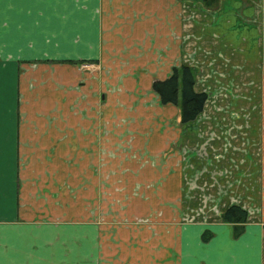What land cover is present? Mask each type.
Segmentation results:
<instances>
[{
    "label": "crops",
    "instance_id": "1",
    "mask_svg": "<svg viewBox=\"0 0 264 264\" xmlns=\"http://www.w3.org/2000/svg\"><path fill=\"white\" fill-rule=\"evenodd\" d=\"M182 64L209 94L188 123L152 89ZM4 103L0 264H264V0H0ZM101 183L151 200L104 219ZM233 203L239 237L221 217ZM150 214L153 238L107 227Z\"/></svg>",
    "mask_w": 264,
    "mask_h": 264
},
{
    "label": "trees",
    "instance_id": "2",
    "mask_svg": "<svg viewBox=\"0 0 264 264\" xmlns=\"http://www.w3.org/2000/svg\"><path fill=\"white\" fill-rule=\"evenodd\" d=\"M200 2L208 10H217L220 0H191ZM199 67L185 65L173 67L171 74L165 79H155L152 84L153 91L159 96L163 105L172 103L180 108L181 122L188 123L195 120L204 109L209 97L206 91L195 90ZM249 212L239 204L233 203L221 213L222 220L231 223L234 236L239 237L245 230ZM213 233L206 230L202 239L208 241Z\"/></svg>",
    "mask_w": 264,
    "mask_h": 264
},
{
    "label": "rangeland",
    "instance_id": "3",
    "mask_svg": "<svg viewBox=\"0 0 264 264\" xmlns=\"http://www.w3.org/2000/svg\"><path fill=\"white\" fill-rule=\"evenodd\" d=\"M77 62H79V61H77ZM81 64L83 66H85L84 68L86 70V69H90V68H86V66H88V65L92 66L93 63H91V65H90V64L85 63V61H81V62H79V65H81ZM7 106H8L7 104H5L3 106H0V140L2 138L1 136L4 133L7 132V131L2 130L4 124L8 125L9 121L11 120V117H10V114H9L10 111L7 108ZM114 123L116 124V128H119L120 125L122 126L123 124H126L121 119H119L118 121H116ZM101 126H102L103 129H107L108 128L107 122L106 123L103 122L101 124ZM109 129H113L112 126H109ZM115 142L119 143V144L116 145V147H118V146L123 144V142H120L118 137L116 138ZM4 145H6V144H4ZM123 145H125V144H123ZM3 149L5 150V152H3L2 155H4L3 156L4 158L8 159V157L11 156V154L9 153V149L6 148L5 146H4ZM0 151H2L1 142H0ZM106 157H107V154H102L101 155V160L102 159L106 160ZM115 161L118 164V162H119L118 158ZM116 169L117 170L112 172V174L114 173L115 176L119 177V179L122 180V178H123L122 176L124 175V173L126 171H124L118 165H117ZM133 173H136V171L134 170ZM106 175H105V178H106ZM101 179H103L102 176H101ZM87 187L89 188L90 191L93 188V187H90V186H87ZM94 188H95V186H94ZM122 188H125V187H123V185L115 186V184H112V186H108L107 187L106 185H104V183L103 184L101 183L100 186H97V191L99 190V192H98L99 193V200L97 199L98 200V205L96 203L95 204L99 208L98 209L99 213L104 215V216H101L104 219L106 218L108 213H125V208L127 209V207H128L127 204H129L128 201H130V203L133 204V205L135 204V206L137 205L136 208H138V204L145 203V201H147V200H148L147 201V204H148V202H150V200H151V198L148 197L145 194V192H144L146 187H143L142 185H135L134 187L132 186L130 188V191H128V188H127L125 190L127 199H125V194H124L125 192H124V189H122ZM120 193H122V194H120ZM138 199H139V201H137ZM88 204H89V202L87 203V205ZM157 212H161V211H156V213ZM157 216H159V213H157ZM157 216L156 215L154 216V214L153 215L150 214V215H148L147 217H144V218L143 217L140 218V217H136V216L132 217V218H127V217L114 218V217H110V220H107V221H109L107 223V227L109 225L118 226L119 224H121L120 225L121 227H130L131 225L132 226L136 225V226H141V227L147 226V227H150V228L153 227V229H154L153 231H151V229L149 228V230L151 231V234L149 235V238H153V236H156L155 234H157L159 232V230L155 231V222L157 220V218H156ZM193 216H194V218L196 217L195 213H183L182 216L180 217L181 219H179V221L177 220L178 226L180 225V223L181 224L182 223H191L192 221L195 222L196 219H194ZM103 218H101L102 222H104ZM113 218L115 220H113ZM163 233H164V235L166 233L168 235V234H170V230L167 229V230L162 231L161 236H162ZM162 239H164V238H162Z\"/></svg>",
    "mask_w": 264,
    "mask_h": 264
}]
</instances>
